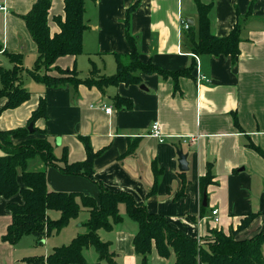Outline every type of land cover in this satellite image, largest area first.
Listing matches in <instances>:
<instances>
[{
	"label": "crops",
	"instance_id": "0c3cea01",
	"mask_svg": "<svg viewBox=\"0 0 264 264\" xmlns=\"http://www.w3.org/2000/svg\"><path fill=\"white\" fill-rule=\"evenodd\" d=\"M37 0H0V70L13 64L6 54L22 56L20 83L29 98L13 109H3L0 98V131L27 126L41 101L45 117L38 118L28 139H45L60 160L68 164L86 159L85 142L96 156L93 176L63 174L39 157L28 162L29 172H44L49 192L80 193L97 199L100 187L131 195L148 213L164 217L173 228L201 241L212 231H236L247 216L257 214L237 239L251 238L264 228V0H199L209 6V31L223 38L240 27L239 54L196 56L186 32L197 33L194 0H85L82 52L58 58L47 72L76 71L77 78L112 76L117 57L128 63L127 33L135 40L138 59L165 72L187 69L191 77L138 74L136 85L50 87L30 74L37 60V45L23 21ZM136 5L129 13V9ZM56 19L64 20L63 0H50L47 25L50 36L60 32ZM184 24L188 25L185 29ZM43 74V71L40 72ZM205 76L209 82L199 78ZM1 88V81H0ZM120 100V101H117ZM104 107H110L105 113ZM157 123L162 142L150 135ZM24 140H13L17 145ZM136 144L125 156L129 144ZM66 150V151H65ZM187 155V171L179 170L177 152ZM5 153L0 149V157ZM210 176L200 186L201 178ZM21 185V178L18 176ZM9 204L22 205L21 194L0 198V264H28L30 258H46L53 249L68 245L85 232L89 217L82 210L59 232L40 241L23 236L16 244L3 240L11 223ZM122 220L110 231L97 232L109 244L115 264H174V255L163 258L154 246L143 259L133 240L138 225L119 205ZM216 210V216L212 211ZM50 220L59 213L48 212ZM214 218L218 222H214ZM84 264H106L94 248L83 251Z\"/></svg>",
	"mask_w": 264,
	"mask_h": 264
},
{
	"label": "trees",
	"instance_id": "16d2710c",
	"mask_svg": "<svg viewBox=\"0 0 264 264\" xmlns=\"http://www.w3.org/2000/svg\"><path fill=\"white\" fill-rule=\"evenodd\" d=\"M85 0H63L64 20L56 19L60 32L50 36L47 25V15L50 0H37L31 10L22 17L32 40L37 45V60L30 71L35 80L46 86L58 87L70 83L73 87L80 84L88 87L96 86L100 90L119 84L136 85L140 82L138 74H157L161 77H191L195 68L193 62L187 69L175 72H165L150 62L142 64L138 59L135 40L127 33L130 46L128 63H123L117 57V70L112 76H96L94 70L87 79L77 78L76 71H58L59 76L49 75L51 67L56 60L65 56L80 54L82 48V34L86 28L84 15ZM198 14V27L195 34L191 27L186 32V38L191 45V52L196 56H230L235 59L239 54L240 27L236 25L230 34L223 38L211 35L209 31L208 12L205 6L194 0ZM133 5L129 13L135 8ZM13 67L9 70H0V98H7L3 109H13L20 106L28 98L20 83L22 69V56L19 54H6ZM43 71V74L40 72ZM120 101V100H117ZM45 117L44 102L41 101L37 110L33 112L27 126L12 131H0V149L5 153L0 157V198L9 199L21 194L22 205L9 204L11 223L7 228L3 240L16 244L23 236L33 235L37 240L59 232L69 222L76 219L84 209L88 212V219L83 223L85 232L77 235L68 245L53 249L46 258H30L28 264H84L83 251L94 248L101 261L106 264H115L109 252V244L102 242L97 234L99 230L110 231L114 225L121 222L119 205L125 206L127 216L138 225V232L134 237L135 252L146 259L152 246L157 254L163 258L174 255V264H264V228L251 238L237 239L236 234L245 229L257 217V214L247 216L236 231L228 234L212 231L210 237L198 241L184 235L162 216L151 214L135 202L125 192L110 191L100 187L97 199L85 197L80 193L49 192L44 172H29L28 162L39 157L46 165L54 166L63 174L82 175L88 179L93 176V154L89 144L85 142L86 159L83 162L68 164L66 152L60 159L62 166L58 165L52 145L45 139H28L32 134L27 127L38 118ZM13 140H24L17 145ZM136 144H129L125 156L131 155ZM264 158V153L255 148ZM66 151V150H65ZM21 178V185L18 182ZM210 176L201 178L200 186L209 182ZM57 212L59 217L50 220L48 212ZM264 214V213H263Z\"/></svg>",
	"mask_w": 264,
	"mask_h": 264
},
{
	"label": "built area",
	"instance_id": "2783aa9c",
	"mask_svg": "<svg viewBox=\"0 0 264 264\" xmlns=\"http://www.w3.org/2000/svg\"><path fill=\"white\" fill-rule=\"evenodd\" d=\"M3 8L0 7V10H2ZM184 27L185 29H188V25L187 24H184ZM201 81H204V82H209V79L205 76H201L199 78ZM104 111L105 113H110L111 111V108L110 107H104ZM150 135L154 138H157L159 140V142H162V134H161V131H160V127L157 123H153L151 126H150ZM217 214V211L214 210L212 211V215L213 216H216ZM214 222H218V219L217 218H214Z\"/></svg>",
	"mask_w": 264,
	"mask_h": 264
},
{
	"label": "water",
	"instance_id": "95a60500",
	"mask_svg": "<svg viewBox=\"0 0 264 264\" xmlns=\"http://www.w3.org/2000/svg\"><path fill=\"white\" fill-rule=\"evenodd\" d=\"M33 125L29 124L27 129L28 131L31 133L33 131L32 129ZM177 156H178V164H179V170L182 172L187 171L188 167H187V155L183 154V152L180 150L177 152Z\"/></svg>",
	"mask_w": 264,
	"mask_h": 264
}]
</instances>
